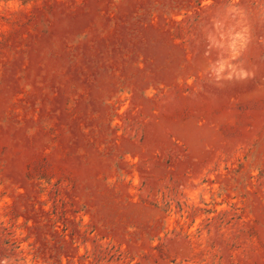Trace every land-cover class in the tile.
Here are the masks:
<instances>
[{
  "label": "rangeland",
  "instance_id": "1",
  "mask_svg": "<svg viewBox=\"0 0 264 264\" xmlns=\"http://www.w3.org/2000/svg\"><path fill=\"white\" fill-rule=\"evenodd\" d=\"M0 264H264V0H0Z\"/></svg>",
  "mask_w": 264,
  "mask_h": 264
}]
</instances>
